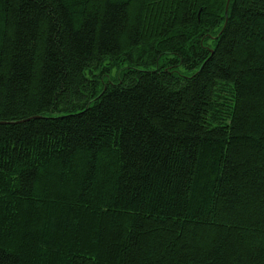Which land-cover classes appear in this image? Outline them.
<instances>
[{
	"label": "trees",
	"instance_id": "obj_1",
	"mask_svg": "<svg viewBox=\"0 0 264 264\" xmlns=\"http://www.w3.org/2000/svg\"><path fill=\"white\" fill-rule=\"evenodd\" d=\"M226 1L0 0V264H264V0Z\"/></svg>",
	"mask_w": 264,
	"mask_h": 264
},
{
	"label": "water",
	"instance_id": "obj_2",
	"mask_svg": "<svg viewBox=\"0 0 264 264\" xmlns=\"http://www.w3.org/2000/svg\"><path fill=\"white\" fill-rule=\"evenodd\" d=\"M229 1H230V0H227V1H226L225 12L227 11Z\"/></svg>",
	"mask_w": 264,
	"mask_h": 264
},
{
	"label": "rangeland",
	"instance_id": "obj_3",
	"mask_svg": "<svg viewBox=\"0 0 264 264\" xmlns=\"http://www.w3.org/2000/svg\"><path fill=\"white\" fill-rule=\"evenodd\" d=\"M115 72H116L115 70H112V75H114V74H115Z\"/></svg>",
	"mask_w": 264,
	"mask_h": 264
}]
</instances>
